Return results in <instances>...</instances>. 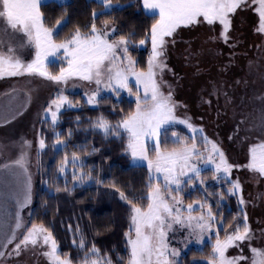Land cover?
Segmentation results:
<instances>
[{"label":"snow or ice","instance_id":"6c2138e0","mask_svg":"<svg viewBox=\"0 0 264 264\" xmlns=\"http://www.w3.org/2000/svg\"><path fill=\"white\" fill-rule=\"evenodd\" d=\"M94 2L101 11L92 10L91 23L83 28L77 25L71 35L61 39L60 33L68 24L66 11L50 26L43 11L45 0H0V80L17 78L12 92L22 93L29 103L38 79L57 86L55 96L42 108L39 122L50 125L52 150L63 155L54 171L42 173V183L48 190L54 189L53 199L55 194L71 195L92 183L113 189L128 206V226L123 233L127 254H117L114 260L110 252H102L95 241L90 242L77 224L75 228L69 225L76 252L73 256L61 250L52 226L24 219V209L32 205L36 193L31 170L33 142L21 138L7 143L0 140V157L4 158L0 188L5 189L0 191V200L15 208L14 212L0 211V264H23L29 254L42 256L45 264H182V250L172 243L177 233L185 248L195 243L202 246L198 251L203 253V246L210 247L200 264H264V243L253 245L256 237L246 209L240 207L239 219L233 216L231 220L220 210L232 197L240 206L247 203L241 179L233 177L234 169H244L254 179L264 180V95L250 98L253 103L247 113L237 112L236 135L228 137L234 142L256 137L259 142L247 148L246 164L230 162L204 126L194 124L187 113L180 114L186 105L176 98L178 77L168 63L170 52L180 43L189 46L184 58L191 63V40H185V32L203 30L205 43L223 42L235 50L238 21L248 11L255 12V32L264 38V0H135L128 6L152 21L139 38L135 31H122L108 19L103 26L97 25L100 16L125 11L119 0ZM140 49L148 53L143 64L134 55ZM221 70L227 71V66ZM250 70L260 72L264 82V65L250 66ZM169 73L177 79H167ZM69 82L73 88L84 89L83 103L68 94ZM213 96L217 104L223 96L226 106H235L226 84L212 82L201 102L211 107ZM113 97V113L125 103L128 109H119L115 123L103 112L89 118L88 130L105 139L124 141L123 151L134 164L146 162L148 182L139 197L115 182H106L88 163L85 157L100 153L99 147L76 144L69 152L73 130L69 128L66 136L57 131L64 112L81 111L85 104L98 107ZM17 115L23 112L5 117L0 126L11 124ZM75 119L80 127L81 117ZM47 148L46 137L40 132L35 152L38 170L39 158ZM13 149L15 153L9 155ZM209 176L218 185L214 191L206 183ZM189 189L202 196L186 202L184 193ZM230 249L238 250L237 254H231Z\"/></svg>","mask_w":264,"mask_h":264},{"label":"trees","instance_id":"16d2710c","mask_svg":"<svg viewBox=\"0 0 264 264\" xmlns=\"http://www.w3.org/2000/svg\"><path fill=\"white\" fill-rule=\"evenodd\" d=\"M115 2L116 0H114V3ZM134 2L135 0H119L120 4L126 6L125 11L117 12L115 15L100 16L96 21L97 25L103 26V21L108 19L110 23H115L122 31H135L137 38H139L144 34L145 29L150 26L152 21L136 7L128 6L134 4ZM45 4L47 6L43 11L45 13V19L50 26L54 25L55 20L60 18L65 11L67 12L65 19L68 21V24L60 33L61 39L71 35L77 25L81 28L89 25L92 20L91 13L93 9L97 12L101 11L94 0H70L68 3L64 4H58L56 2ZM64 5H70V7H65ZM223 49H228L230 52L233 51V49L229 47H223ZM235 49H237V47ZM219 50L221 49L219 48ZM147 54L146 49H140L139 52L134 53L142 64L146 62ZM226 56H228V54ZM204 59L203 63L199 61L200 65H203V68L199 69V71L195 70L194 63L197 61L192 62L191 60V63L186 67L187 73L191 75V78L187 81L182 80L181 89L184 93L183 97H199V95L196 94L199 88H196L197 86L195 85L198 81L203 86L205 85V88L200 91H204L205 93L199 98L202 96L207 97L212 87V82L226 84L227 90L232 94L233 92L240 93L242 90L245 91L246 87L244 84L246 82V76L242 75L241 70L237 73H228V70L222 71L221 69L223 66L232 68L233 64H229L223 57L215 54L213 56L211 52ZM184 77L185 76L179 77L178 82ZM71 98L80 100L81 103L84 102L80 94L72 95ZM114 103L115 98L113 97L107 103H102L95 108H90L85 104L81 111L71 110L64 112L57 131L62 132L66 136L69 128L73 130V136L69 142V148L67 149L69 152L73 150L72 145L76 144L87 143L89 147L95 144L96 147H99L101 149L100 153L85 157L88 163L93 165L100 172V175L106 182H115L126 192H131L133 195L139 197L146 191L145 185L148 182L147 168L144 166L131 165L129 156L123 151L124 141L114 138L105 139L102 135L88 130L87 122L89 118L95 119L103 112L105 116L115 123L116 120L119 119V109L122 107L127 110L129 107L126 103L119 105L116 112L113 113L112 105ZM181 103L184 105L182 100ZM195 103L199 104L198 106L201 105L202 109L207 106V104H203L201 100ZM77 115L81 117L82 123L80 127H77L75 119ZM40 132L44 133L48 148L45 150V153L40 156L41 171L35 186L36 195L34 196L32 204L31 220L37 223L43 222L46 225L52 226L61 250L71 253L73 256L76 255V252L74 246L71 244L73 233L69 229V225L75 228L77 224L85 231L90 242L95 241L97 247H99L102 252H110L114 260L117 254L126 256L127 251L123 233L127 230L128 226V206L119 199L118 194H113V189L104 188L92 183L90 186L86 185L83 189H77L71 195L66 193L55 194V198L53 199L51 197L54 193V189L48 190L46 187H41L42 173L45 171H54L63 152L56 154L52 150L53 133L50 125L41 124L39 128V133ZM217 187L218 186H212L210 190L214 191ZM45 192H47L48 195H45ZM191 199H186V202H191ZM227 206L228 207H226L225 203L220 209L223 211L224 216L228 220H231L233 216H237L239 219L238 213L240 208L234 197L227 200ZM98 232L100 233L99 235L97 234ZM210 251V247L206 245L203 247V253L192 248L182 257V264H192L193 260L199 261L204 259V256ZM195 264H200V262Z\"/></svg>","mask_w":264,"mask_h":264},{"label":"rangeland","instance_id":"374dc122","mask_svg":"<svg viewBox=\"0 0 264 264\" xmlns=\"http://www.w3.org/2000/svg\"><path fill=\"white\" fill-rule=\"evenodd\" d=\"M69 1L70 0H45V3L56 2L58 4H64L68 3ZM255 20V12L248 11L244 17H241L242 23L241 21H238V24H240V31L236 35L239 39V43L237 45V49L233 50L235 53L234 56L232 55L233 51L230 52L228 49H223V47H228V45L224 44L223 42L213 43L209 41L205 43L206 36L203 30L198 33L185 32V40H191V48L189 49L192 53L191 60L192 62L197 61L194 63L195 70H197V68H203V65H200L199 61L203 63L205 60L204 58L207 57L211 52L213 56L215 54L217 56L223 57L228 63L231 60L230 64H233V66L232 68H227L228 73H237L241 70L242 75L246 76V82L244 84L246 87H244L245 91L242 90L240 93L233 92L232 94L229 90H227L229 96L233 100L235 105L234 107L231 105L226 106L223 96L219 98V103L217 104L216 97L213 96L212 106L209 107L207 105L206 108L202 109V106H198L199 104H196L195 102L201 100L199 97L205 92L200 91L205 88V85L203 86L198 80H195L198 81L195 83L197 86L195 87L199 88L197 90L198 92H196L199 97H183L184 93L181 89V84L183 83L182 80L187 81L191 78V75H188L186 69L190 63L184 60V57L187 55L185 49L189 47L187 44H178L170 52L168 59V63L177 73V77L179 78L181 76H185L179 82H177L175 86L177 100L180 102L182 100L184 105H186L185 108L180 109V114L187 113V115L191 117L194 124L197 126H204L209 137L217 140L221 144L226 155L229 157L230 162L244 164L247 163V148L251 146V143L259 142L258 138L252 137L248 141L241 139L234 142L228 137H235L236 135V124L238 122L236 117L237 112L242 110L247 113L249 110V105L253 103L250 98L253 96L264 95V82H262L261 73L250 70V66L254 65L256 68H259L264 65V38H261L255 32ZM219 48L223 51L219 50ZM225 54H228V56ZM16 79L17 78H6L0 80V125L3 124L5 117L11 118L12 115H15L18 112H23V115H17L16 119L13 120L11 124L0 126V140H3L5 143H7L9 139L19 141L21 138H24L33 142L31 170L34 174L33 181L35 192L36 182L41 171V169H37L35 155L36 149L38 148L39 128L41 125L39 121L42 119V108L46 106L50 98L55 96L57 86L51 85L48 82L41 83L38 79L36 85H34L35 91L33 93V99L29 103L27 97L22 93L12 92V87L14 86L13 82ZM167 79L171 81L177 78L173 77L171 73H169ZM83 92V88L79 86L73 88L72 83L69 82L68 94L70 96L80 94L82 96V100L84 101ZM246 99L247 103H245ZM256 103H259V101L257 100ZM89 107L95 108L93 106ZM217 111L220 113L219 117L217 116ZM179 127L183 130L184 135H189L187 129H183V126ZM15 151L16 150L13 149L12 153H9V155H12L15 153ZM128 156L130 158L131 165L146 167V162H136L134 164L130 155ZM3 159V157H0V163L3 162ZM206 173L207 172H205V175H208ZM0 175H2V173H0ZM233 177H239L243 184V194L247 203L244 206L238 205V207H244L248 213L249 224L253 228L256 237L252 243L257 247L262 246V243H264V180L258 181L257 179H254L252 174L246 172L244 169H234ZM206 183L211 187L218 186L213 180H211L210 176ZM41 187L45 188V185L42 183ZM4 190L5 189L0 188V191ZM184 195L185 200L191 198L195 199L202 196L201 192H194L191 189L186 191ZM235 200L237 201L236 198ZM225 203L226 207H228L227 201ZM0 205H2L0 211H15V208L11 203H4L2 200H0ZM29 213L32 214V205H30L29 208L24 209L23 216L26 221L31 220V215H29ZM172 243L174 246L181 248V259L190 249L194 248L198 250L200 247H202L192 243L189 244L187 248H185L184 244L181 242L180 233L176 234V237L173 239ZM237 252L238 250L230 249L231 254H237ZM203 260L204 259L199 261L193 260L192 264H194V262H202ZM23 264H45V258L39 255L33 257L31 254H29L23 258Z\"/></svg>","mask_w":264,"mask_h":264}]
</instances>
